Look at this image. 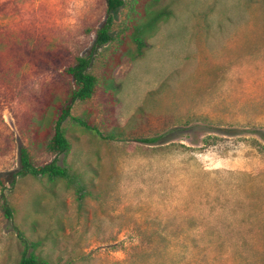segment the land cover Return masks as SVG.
Wrapping results in <instances>:
<instances>
[{
  "label": "rangeland",
  "instance_id": "374dc122",
  "mask_svg": "<svg viewBox=\"0 0 264 264\" xmlns=\"http://www.w3.org/2000/svg\"><path fill=\"white\" fill-rule=\"evenodd\" d=\"M123 1L113 41L96 46L108 0H0V264L33 251L54 264H264V0ZM162 8L171 18L131 60L130 30ZM77 57L98 86L71 118L121 135L70 118L57 157L36 135ZM22 148L70 167L85 196L21 175Z\"/></svg>",
  "mask_w": 264,
  "mask_h": 264
},
{
  "label": "trees",
  "instance_id": "16d2710c",
  "mask_svg": "<svg viewBox=\"0 0 264 264\" xmlns=\"http://www.w3.org/2000/svg\"><path fill=\"white\" fill-rule=\"evenodd\" d=\"M125 2L123 0H108L107 20L105 24L96 33V46H105L113 41L112 28L114 24L113 13L117 12L119 8L123 7ZM172 16V11L169 8H162L159 10H148L143 19L135 24L130 30L129 39L132 44V50L128 57L131 60H136L145 55L149 44L148 38L158 29L162 22L167 21ZM129 28V27H128ZM127 28V29H128ZM91 61L86 57H77L72 65H69L64 70V75L73 81L74 87L69 90L67 96L62 100L60 107L55 112L49 131L44 135H36V140H42V147L46 152L55 156L66 155L71 150V144L66 136L64 124L71 118V111L77 102L90 101L98 86V80L95 76L88 72ZM71 121L82 129L84 132L95 134L104 141H111L117 139L121 133L117 129L111 132L102 131L98 126L94 125L88 118L75 117ZM160 138L149 140L151 143L159 141ZM21 171L20 174L31 175L35 178L46 180L48 183H55L58 181L67 182V184H75L77 193L81 199L85 196V187L81 181L78 180L77 175L71 173L70 167L66 165H59L57 159L50 164L38 167L33 161L32 155L27 148H22L20 155ZM6 216L13 218L12 209L7 206L4 207ZM18 264H54L43 259L34 251L30 253H23Z\"/></svg>",
  "mask_w": 264,
  "mask_h": 264
}]
</instances>
